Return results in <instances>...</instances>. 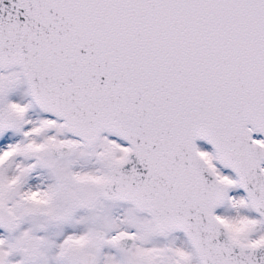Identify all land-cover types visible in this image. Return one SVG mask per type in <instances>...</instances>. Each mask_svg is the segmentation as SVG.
<instances>
[{
	"label": "snow or ice",
	"instance_id": "snow-or-ice-1",
	"mask_svg": "<svg viewBox=\"0 0 264 264\" xmlns=\"http://www.w3.org/2000/svg\"><path fill=\"white\" fill-rule=\"evenodd\" d=\"M0 264H264V0H0Z\"/></svg>",
	"mask_w": 264,
	"mask_h": 264
}]
</instances>
